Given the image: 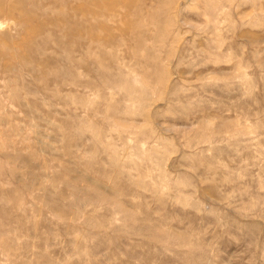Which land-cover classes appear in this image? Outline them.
Listing matches in <instances>:
<instances>
[{
	"label": "rangeland",
	"instance_id": "rangeland-1",
	"mask_svg": "<svg viewBox=\"0 0 264 264\" xmlns=\"http://www.w3.org/2000/svg\"><path fill=\"white\" fill-rule=\"evenodd\" d=\"M2 8L0 264H264V0Z\"/></svg>",
	"mask_w": 264,
	"mask_h": 264
},
{
	"label": "bare ground",
	"instance_id": "bare-ground-1",
	"mask_svg": "<svg viewBox=\"0 0 264 264\" xmlns=\"http://www.w3.org/2000/svg\"><path fill=\"white\" fill-rule=\"evenodd\" d=\"M64 1H65V0H64ZM61 8H63V7H61ZM0 11L4 13V9H3V8L0 9ZM7 15H8V12H7ZM2 24H3V23L0 22V28L2 27ZM75 24H77V23H75ZM16 28H17V27H16ZM77 31H78V30H77ZM77 39H78V38H77ZM78 41H79V40H78ZM78 51H79V50H77V53H78ZM67 55H68V54H67ZM78 55H79V53H78ZM68 58H69V57H68ZM223 124L225 125L224 121H223ZM224 125H223V126H224ZM226 126H227V125H226Z\"/></svg>",
	"mask_w": 264,
	"mask_h": 264
}]
</instances>
